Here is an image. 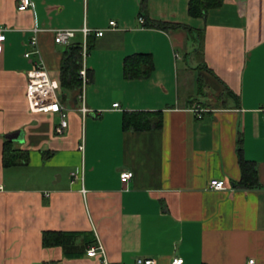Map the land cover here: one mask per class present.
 <instances>
[{
  "label": "crops",
  "instance_id": "0c3cea01",
  "mask_svg": "<svg viewBox=\"0 0 264 264\" xmlns=\"http://www.w3.org/2000/svg\"><path fill=\"white\" fill-rule=\"evenodd\" d=\"M32 1L0 0V264H102L88 255L99 244L112 264H264V0L195 15L192 0ZM60 28L79 31L57 43ZM77 41L87 79L74 87L62 64ZM41 57L68 114L62 134L60 115L27 98ZM241 157L256 186L241 185Z\"/></svg>",
  "mask_w": 264,
  "mask_h": 264
},
{
  "label": "built area",
  "instance_id": "2783aa9c",
  "mask_svg": "<svg viewBox=\"0 0 264 264\" xmlns=\"http://www.w3.org/2000/svg\"><path fill=\"white\" fill-rule=\"evenodd\" d=\"M33 6L32 0H17V8L19 11H27L31 9ZM141 21H144L143 17L140 18ZM111 26H115V21H110ZM9 29L5 26H0V49L3 46L4 41L6 40V32ZM41 31L40 28H34V35L30 40V45L36 49V52H40L38 49L39 45V37L38 34ZM55 36V41L57 43H70L71 39L74 38L79 30L77 29H53ZM81 32L87 38L89 35L93 34L94 30L85 26L81 29ZM104 30L96 31V35H103ZM32 51H27L25 55L30 57ZM81 75L84 79H87L86 69L81 70ZM27 89L26 94L29 100V104L31 109L37 113H58L60 115V122L56 126V132L58 134L64 133L68 126V114L65 108L62 106L59 98V93L57 91V84L50 76L43 60L33 63L32 69L27 72ZM114 106H119V103H115ZM84 112L87 111L85 107H83ZM195 112L198 115H201L200 112L203 109L199 107H195ZM80 148L83 150L84 146L81 145ZM133 177V172L131 171H123L121 173V179L124 183H127ZM209 186L216 190H225L227 189L226 182L223 179H212L209 183ZM4 186L0 184V189H3ZM88 255L92 257L101 256L102 264H112L108 261L105 256V249L103 245L99 244L97 247L93 246L88 249ZM254 259L249 261L250 264L254 263ZM156 260L153 258H144L138 257L134 264H155ZM172 264H184V259L182 257H175L172 261Z\"/></svg>",
  "mask_w": 264,
  "mask_h": 264
},
{
  "label": "trees",
  "instance_id": "16d2710c",
  "mask_svg": "<svg viewBox=\"0 0 264 264\" xmlns=\"http://www.w3.org/2000/svg\"><path fill=\"white\" fill-rule=\"evenodd\" d=\"M223 0H192L190 4L191 14H204L209 8L215 7L221 4ZM153 25L159 28H169L173 26L168 23L154 22ZM91 42L87 41V50L91 48ZM83 42H73L69 45L64 53V59L62 64V74H63V83L73 85L74 87L79 86L78 81H80V71L83 66ZM137 57L129 58L126 63V69L129 76H132L131 72H134L135 66L134 61ZM148 67L152 66L148 64ZM80 83V82H79ZM7 159V158H6ZM241 168L243 171V178L241 185L244 187H253L256 186V173L253 170L252 164L241 157ZM58 242V241H56Z\"/></svg>",
  "mask_w": 264,
  "mask_h": 264
}]
</instances>
